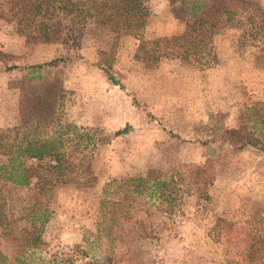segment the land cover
I'll use <instances>...</instances> for the list:
<instances>
[{
  "label": "rangeland",
  "instance_id": "374dc122",
  "mask_svg": "<svg viewBox=\"0 0 264 264\" xmlns=\"http://www.w3.org/2000/svg\"><path fill=\"white\" fill-rule=\"evenodd\" d=\"M256 1L264 7V0ZM2 4L0 128L19 122L29 87L40 89L49 81L60 86L62 120L89 136L69 134L64 141L70 181L48 185L40 179L38 192L32 179L27 187L5 190L12 234L25 236L42 221L33 257L78 245L88 258L107 255L119 264L241 262L264 209V153L236 143L238 132L251 126L246 108L255 106L264 118L262 44L240 43L231 23L214 33L213 56L146 59L141 41L180 34L189 11L179 0H144L147 19L138 37L86 23L79 45L68 50L17 35ZM55 58L61 61L45 65ZM256 135L264 144V127ZM208 156L216 173L207 201L185 195L169 216L152 210L146 220L118 218L111 226L100 212L102 197L119 198L103 192L110 179L174 162L201 164ZM215 218L225 222L214 227ZM14 250L0 239L3 264H11Z\"/></svg>",
  "mask_w": 264,
  "mask_h": 264
},
{
  "label": "trees",
  "instance_id": "16d2710c",
  "mask_svg": "<svg viewBox=\"0 0 264 264\" xmlns=\"http://www.w3.org/2000/svg\"><path fill=\"white\" fill-rule=\"evenodd\" d=\"M144 0H3L2 8L9 15L14 32L27 40L58 43L68 50L80 42L86 23L113 35L138 37L143 30L147 13ZM189 11L180 34L141 41L146 59L156 61L170 55L181 59L213 56V35L228 24H236L240 43L262 44L264 55V7L256 0H179ZM2 57H0V60ZM63 59V58H62ZM61 58L46 64L53 65ZM41 65L30 66V69ZM15 66H6L9 70ZM112 80V76L107 74ZM30 78H34L31 76ZM19 104V122L0 128V239L15 247L11 264H119L111 256L88 258L78 245L67 252H54L47 257H33V249L40 241L39 226L25 236L12 234V220L6 211L5 190L8 185L34 187L40 192V179L45 184L68 182L64 173L62 152L67 135L78 139L88 134L79 133L73 124L62 120L61 90L58 84L45 83L40 89L29 87ZM29 96V97H28ZM28 97V98H27ZM26 98V99H25ZM250 129L237 134V147L250 145L264 153V144L256 135L264 127L262 112L255 106L245 109ZM261 124V126H260ZM118 133V132H116ZM87 136V138H86ZM85 142V140H83ZM33 160L36 163L32 164ZM43 161H47L43 164ZM211 156L201 164L174 162L162 170L148 169L144 174L122 180L110 179L103 192L119 194V198L102 197L100 212L111 226L117 219H147L152 210L165 215L179 209L185 195L207 201L208 188L215 177ZM107 188V189H106ZM138 200V202H137ZM137 203V204H136ZM43 219V214H40ZM257 231L249 239L241 262L231 264H264V209ZM225 222L215 218L214 227ZM101 226L99 229H103ZM6 256L0 252V264Z\"/></svg>",
  "mask_w": 264,
  "mask_h": 264
}]
</instances>
